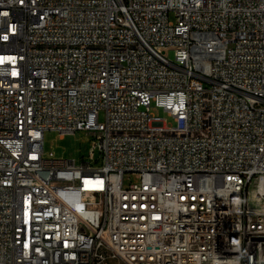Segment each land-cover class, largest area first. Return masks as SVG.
<instances>
[{"label":"built area","instance_id":"2783aa9c","mask_svg":"<svg viewBox=\"0 0 264 264\" xmlns=\"http://www.w3.org/2000/svg\"><path fill=\"white\" fill-rule=\"evenodd\" d=\"M0 264H264V0H0Z\"/></svg>","mask_w":264,"mask_h":264},{"label":"rangeland","instance_id":"374dc122","mask_svg":"<svg viewBox=\"0 0 264 264\" xmlns=\"http://www.w3.org/2000/svg\"><path fill=\"white\" fill-rule=\"evenodd\" d=\"M150 113L166 119L170 122V119L166 116V113L152 103L150 105ZM98 120H103V115H98ZM93 137L84 131L76 132L74 135L59 137L56 132L45 131L43 133V151L45 154L52 152L55 157L64 159H75L77 161L81 159L89 160V148L91 146V140ZM94 159L96 164L100 163L98 153L95 152ZM129 181H134L132 175L125 174L123 176V183L127 184Z\"/></svg>","mask_w":264,"mask_h":264}]
</instances>
